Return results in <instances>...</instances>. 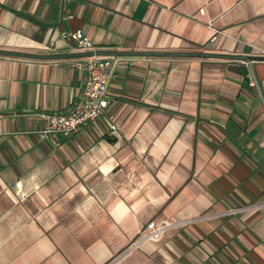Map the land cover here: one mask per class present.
<instances>
[{"label": "crops", "instance_id": "1", "mask_svg": "<svg viewBox=\"0 0 264 264\" xmlns=\"http://www.w3.org/2000/svg\"><path fill=\"white\" fill-rule=\"evenodd\" d=\"M91 54L121 58L108 106L54 143L38 113L79 100ZM151 220L175 225L140 239ZM245 261L264 264V0H0V264Z\"/></svg>", "mask_w": 264, "mask_h": 264}, {"label": "built area", "instance_id": "2", "mask_svg": "<svg viewBox=\"0 0 264 264\" xmlns=\"http://www.w3.org/2000/svg\"><path fill=\"white\" fill-rule=\"evenodd\" d=\"M67 36L74 43L76 49L84 51H92L94 49L93 42L80 29L70 31ZM215 36L212 37L214 39ZM121 58L117 56L100 57L91 54L74 62L75 68L84 71L85 80L82 86V93L79 100L72 105L67 112L55 111L38 113V116L44 121L42 134L45 138L56 143L58 137L67 138L83 129L87 124L96 121L105 113V109L109 103L108 89L113 74L118 69ZM253 85L254 82H251ZM110 120L108 132L110 135H119V126ZM242 208L230 209L227 213L241 212ZM175 223L164 220H151L147 223L148 231L140 233V239H158L160 235ZM138 239V240H140ZM137 241L130 246L133 247ZM244 264H253L251 261H245Z\"/></svg>", "mask_w": 264, "mask_h": 264}, {"label": "rangeland", "instance_id": "3", "mask_svg": "<svg viewBox=\"0 0 264 264\" xmlns=\"http://www.w3.org/2000/svg\"><path fill=\"white\" fill-rule=\"evenodd\" d=\"M229 214H235V213H229ZM236 214H238V213H236Z\"/></svg>", "mask_w": 264, "mask_h": 264}]
</instances>
